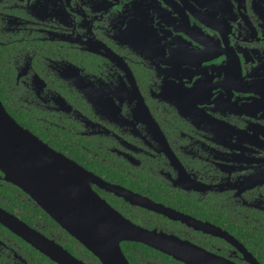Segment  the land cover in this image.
Instances as JSON below:
<instances>
[{
  "label": "flooded vegetation",
  "instance_id": "af4514ba",
  "mask_svg": "<svg viewBox=\"0 0 264 264\" xmlns=\"http://www.w3.org/2000/svg\"><path fill=\"white\" fill-rule=\"evenodd\" d=\"M0 57L8 99L39 126L26 128L172 210L93 184L125 217L229 262L264 264V0H0ZM0 185L19 190L0 191V207L103 264L60 224L77 243L46 232L27 192ZM127 242L138 241L121 242L130 264H167L128 257ZM42 255L0 223V264H44Z\"/></svg>",
  "mask_w": 264,
  "mask_h": 264
},
{
  "label": "water",
  "instance_id": "95a60500",
  "mask_svg": "<svg viewBox=\"0 0 264 264\" xmlns=\"http://www.w3.org/2000/svg\"><path fill=\"white\" fill-rule=\"evenodd\" d=\"M0 175L27 192L53 219L98 256L103 264H130L124 240L138 241L187 264H235L163 230L125 217L93 188L171 216L172 210L123 186L107 182L44 142L19 123L0 98ZM0 223L59 264H86L67 249L0 207ZM253 264H260L257 260Z\"/></svg>",
  "mask_w": 264,
  "mask_h": 264
},
{
  "label": "trees",
  "instance_id": "16d2710c",
  "mask_svg": "<svg viewBox=\"0 0 264 264\" xmlns=\"http://www.w3.org/2000/svg\"><path fill=\"white\" fill-rule=\"evenodd\" d=\"M0 63H2L1 57H0ZM2 71L3 68L0 67V97L3 101V103L5 104L7 110L9 111V113L21 124H23L26 127H29L30 129H32L34 132L38 131V125L31 123L27 112L18 106V104H14L12 103L8 97H7V89L8 86L7 84H4L2 82ZM47 137V135H46ZM61 150L69 153L70 155L76 157V153L73 150V148L71 147H63ZM99 166V165H98ZM6 190V191H5ZM11 190H15L16 192L19 191L17 188L9 186V188L5 189V187L0 185V191H4L6 193H8L7 197L12 199L13 196L11 193ZM6 201V200H5ZM7 202V201H6ZM5 204V203H3ZM11 206V205H10ZM22 210V209H21ZM33 212L36 214L37 217H39L40 215L43 216L42 220H40L38 218L39 221H41V223L45 222V231L50 233L52 232L53 235H60L62 238H67V240L73 241L75 243H77L78 241L72 237L66 230H64L59 223H57L48 213H46L43 209L41 208H37L34 209ZM21 216L24 217L27 220H34V221H38L35 217L32 216L31 213H28L27 211L22 210L21 211ZM36 219V220H35ZM3 227V226H2ZM63 234V235H62ZM24 244L27 245V243H25V241H23ZM28 246V245H27ZM125 247V252L127 253L128 257H132L133 255L135 256L137 253H143L145 255H152V254H157V255H161L163 256V258H161L162 260H164L167 264H183L181 262H178L177 260L171 258L170 256L155 250L154 248L145 245L143 243H138V242H127L124 244ZM132 247V249H131ZM72 248V247H71ZM30 249L34 252V253H39V251H37L35 248H33L32 246H30ZM135 249H137V251H135ZM72 250V249H71ZM41 255V254H40ZM41 263L44 264H57L54 261L50 260L47 256L42 255L41 256Z\"/></svg>",
  "mask_w": 264,
  "mask_h": 264
}]
</instances>
